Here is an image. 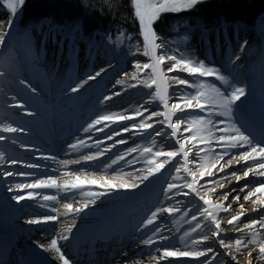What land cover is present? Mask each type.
Here are the masks:
<instances>
[{
  "label": "snow or ice",
  "instance_id": "snow-or-ice-1",
  "mask_svg": "<svg viewBox=\"0 0 264 264\" xmlns=\"http://www.w3.org/2000/svg\"><path fill=\"white\" fill-rule=\"evenodd\" d=\"M105 2L107 3V0ZM130 2L139 32V37L134 43L131 36L126 37L129 44L125 54L134 57L131 65L134 71L130 79L135 83L130 86L146 90L148 100L137 107L131 115L97 114L84 131H102V128L97 126L108 127L112 123L128 121L132 129L138 130L144 136L153 137L147 146L127 150L128 153L139 152L145 167L135 176L121 173L108 177L65 172L63 174L65 179L62 181L51 175L39 179L33 177L31 183L14 185L16 194L13 199L18 202L34 199L36 189L55 188L68 192L85 184L99 185L103 191L89 193L90 199L85 200L80 206H74L72 203L63 204L65 215H79L90 204H95L99 197L108 193L119 194L118 190H139L142 184L147 188L153 181L159 180L164 174L162 170H166L170 179H166L160 189V195L164 199L160 200L158 197L153 208L133 226L132 235L138 237L133 243L141 250L130 255L124 251L126 246L122 244L114 251L112 260L124 261L125 264L128 261H132V264H142L140 260H133V256L144 255L142 249L147 248L150 250L149 264H175L170 258L177 257H191L193 264H201V259L203 264H217L221 256L227 259V264H239L238 257L245 251L248 257L246 264H253V251L257 249L258 259L264 261V107L258 121L243 114L237 118L233 114L234 108H239L247 100L246 87L238 78L241 56L235 52L228 56L227 62L232 66V72L225 75L220 68L206 63L207 57L199 59L191 51L189 40L195 29L186 30L181 42L173 41V48H169L165 38L157 32L155 25L164 15L194 10L206 0H130ZM24 3L25 0H6L12 18L8 20L6 27H0V47L7 46L6 38L11 35L18 8L22 10ZM80 27L79 21L73 23L75 31H79ZM207 30V25L201 27L202 32ZM123 35L121 32L120 36ZM247 43L244 41L240 45L241 51H244ZM135 57L143 58L147 62L142 63ZM259 71L261 78L264 79V55L259 62ZM101 73L106 74V70L101 68L94 74H89L86 80H81L76 87H72L71 92L79 93L88 81H95ZM8 75V71L0 70V80H4ZM125 76L128 74L125 73ZM209 77L218 81L219 85L216 82H208ZM18 83L26 90L29 98H19V94L13 96L11 99L15 103L9 105V109H15L24 116L34 118L38 112L33 110L31 100L38 98L40 93L26 79L19 80ZM104 100L109 101L111 97L105 96ZM237 101H240V105L236 104ZM136 117H139L138 123ZM250 119L251 123L248 122ZM121 128L124 132L130 131L129 127L123 124ZM25 132V127L21 125L2 122L0 142L7 143L13 135ZM156 138L164 140L165 145H158ZM12 143H17V140H12ZM117 143L124 141L119 140ZM96 144L99 145L100 141H96ZM84 146L83 140H76L69 144L68 148L75 150ZM20 147L27 148L23 143ZM103 155L104 152L97 151L81 155V160L95 161ZM122 159L123 156H118L112 163L115 164L117 160ZM249 162L252 166H249ZM20 163L19 159L6 151H0V164ZM61 163L67 165L79 161ZM234 165H240L245 170L234 171ZM25 167L37 169L40 165L26 164ZM225 169L230 173L231 179L237 182L231 190L225 187V177L222 176L219 180L215 178L217 173H223ZM2 175L29 177L33 176V173L18 169L15 172L5 170ZM13 190L12 187L8 188V191ZM180 197L188 203L181 205L178 199ZM57 199V196H43L44 201ZM192 199L197 201L195 208L188 207ZM172 201H175V204ZM246 204L251 207H246ZM52 211L59 210L53 208ZM165 214L184 217L188 229L183 232L180 239L190 241L191 247L187 243L183 249L168 246L169 236L165 235L158 223ZM58 220L57 215H42L28 220L27 223L47 225ZM74 227L75 224L67 225L63 233L52 238L47 245L39 244L38 247L55 253L59 264H75L60 244L61 240L69 241ZM229 229L238 238L231 239ZM217 248L221 251L218 252ZM151 250H154V254H151Z\"/></svg>",
  "mask_w": 264,
  "mask_h": 264
},
{
  "label": "bare ground",
  "instance_id": "bare-ground-1",
  "mask_svg": "<svg viewBox=\"0 0 264 264\" xmlns=\"http://www.w3.org/2000/svg\"><path fill=\"white\" fill-rule=\"evenodd\" d=\"M9 19H11V17L8 14L0 12V27H6ZM8 38L9 36L6 38V43ZM3 49L4 47H0V70L8 71L9 75L4 80H0V123L14 122L17 125L22 123L21 121L24 119V115L21 112H18L15 109H9V105L15 103V101L11 99L13 96L19 94V98H29L26 95V90L18 83L19 80L26 79L33 87L38 89V92L40 93L39 97L33 98L31 102L41 108L43 113L48 109L53 112L54 109H52L51 106H53V103H57V101H59V103L56 105L57 115L54 117V124H49L47 126L44 123L35 121L38 126H36L34 130L30 132L26 131L23 134H15L7 143L0 142V151H6L15 158L18 157L20 161H22L20 165H23V167H20L19 165L11 167V165L3 164L4 166L1 167L3 168V171L8 170L15 172L18 169H23L24 171L33 173V176L29 177L15 175L12 177H4L0 174V185L6 182L11 184L12 187L15 183H31L33 177L39 179L48 176L47 174L38 176L35 171L49 168L60 171V175L57 177L60 181L65 179L63 175L65 172L80 173L77 169H81V167L84 170V173L89 175L95 174L97 176L103 175L111 177V175H109L110 165H105L101 169H99L98 166L104 160L103 158H105L114 148L105 145L103 148H99L100 151L104 152V155L100 156L95 161H83L81 160V155L90 154L89 152L94 149L89 142H93L95 138L104 134L111 126L116 125L117 127L111 136H107V138L105 137L101 140V144L123 136H125V138L137 137L138 133L131 129V127H129V132H124L122 130L121 124L125 125L127 121L112 123L109 124L108 127H103V125L97 126L102 128V131L89 130L88 132H85L84 129L87 128V125L91 120L87 121L83 124L82 130L75 135L74 141L72 142L74 143L76 140H83L85 146L75 150L69 149L68 146H65L67 149L64 152V157L69 159L60 161L56 156L61 155V153H58L60 147H64L66 140L71 138L73 134V126L68 129L65 128L68 127L65 123L63 124L65 127L61 129L53 126L58 124L61 116L59 125L68 121L70 116L69 112L72 111L73 108H71L68 113H65L64 109L68 106L70 107L78 97L82 98L81 101L84 102V107H86L84 110L86 111L85 113L80 114V116H77V119L81 120L83 115L86 118L89 114V107L92 106L89 93L92 90L93 85H96L98 82L103 83L102 81H107L111 85V90L108 94V96L111 97V100L106 101L105 107H112L113 109L111 113H124L131 115L137 105H143L145 101H147L146 99L144 100L139 87L133 88L130 86L134 83L130 79L134 68L132 67L127 73L128 76H125L124 79H116L115 74L117 73V70L100 61L93 63L88 55L87 48L81 50L76 47L71 50V48L65 45L61 40L54 37L46 38L41 34L36 37L30 48L21 49L18 47V49H16L11 47L8 51H3ZM239 54L242 57L244 73L247 74L252 58L245 53V50L241 51ZM138 59H140V62L142 63L147 62L143 58L139 57ZM101 68L106 70V74L101 73V76L97 77L95 81H88V83L80 89L79 93L71 92V88L67 91V87H70V83L74 82L75 84L71 85L72 87H76L81 80H86L89 74H94L95 71H99ZM117 81H122V83L118 84ZM63 91H65V93H63L62 97L59 99L58 97ZM105 112L107 111L102 110L99 114ZM41 134L42 137H46L49 141H45L41 138ZM108 137H111V139H108ZM12 140H17V143H12ZM29 142L34 143L37 148L41 147L43 153H41V155L32 154L37 152V148L27 149L20 147L21 143L28 144ZM93 145H95V143ZM62 161H79V163H69L64 165L61 163ZM24 162L26 164H39L40 167L37 169H28L25 167L26 164H24ZM237 166L238 165H235V167H233L234 171L243 172L245 170ZM249 166H252L250 162ZM162 171L164 172L165 170ZM118 174L121 173L115 175ZM126 175L135 176L137 174L130 172ZM222 176L226 178L225 186H231L229 190H231L232 186L237 184L235 180L231 179V175L227 169H225L223 173H217L215 178L219 180ZM155 184L156 183L149 185L147 188L142 184L140 189L136 191L118 190L119 194L108 193L105 196L99 197L95 204H90L89 207L84 209L79 215H65L62 207L63 204L72 203L74 206H80L85 200L90 199L88 195L89 193L103 191L99 185L85 184L79 189L70 190L68 192L57 190L55 188V191H53V188L36 189L34 199H25L19 202L13 199V196L16 194L15 188L12 187L14 189L13 191H8L7 188L5 191L0 192V205L11 217L14 218L17 216L16 221L12 220L11 222L7 220L9 224H13L17 228H21L24 225V223H18V214L21 213L22 210L31 209L32 207H35V209H33L35 212H38L41 209L39 212H42L43 215L59 216L58 222H49V224L43 225L45 231L43 234H39L42 239L39 241V244L47 245L52 238L63 233L64 228L67 225L75 224V227L70 234L69 241H60L66 254H72V252L84 253V251L88 252V250L93 251V248L89 246L94 243L95 248L99 249V252L103 254V249L101 248L113 245L115 242L122 244V240H127L126 243L123 244L126 246L124 251L131 255L134 251L141 250L137 248L135 243H133V241L138 238L136 235H132L133 226L145 216L149 209L153 208L158 197L161 200L159 190L154 187ZM115 191L117 190H114V192ZM53 193H55V195ZM45 195L57 196L58 199L56 202L44 201L43 196ZM241 202H243V200H241ZM172 203L175 204V201H172ZM181 205H184V202L181 201ZM246 207L251 206L246 204ZM53 208L58 209L59 211L53 212ZM46 210L49 211L50 214L45 212ZM4 211L3 214L5 213ZM119 213L122 214V216H119ZM158 223L165 235L169 236V247L183 249L185 243L191 247L190 241H181L180 239L183 232L188 229V223H185L183 216H167L165 214ZM52 227H54V229H51ZM51 231H53L52 234H50ZM228 232L229 234L232 233V231ZM39 244L34 245L38 246ZM77 245L79 248L76 247ZM213 247H215V245H213ZM40 250H42L48 257L55 255L53 252L45 251L44 249ZM142 251L144 255L133 256V260H140L142 261V264H149L150 250L144 248ZM217 251L219 252L221 250L217 248ZM151 254H154V250H151ZM247 258V252L245 251L238 257L240 264H246ZM170 259H172L175 264H193V258L191 257H177ZM252 259L253 264H264V261L258 259V249L253 251ZM52 260L55 263H58L56 258L53 257ZM107 264H125V262L114 260ZM127 264H132V261H128ZM201 264H203L202 259Z\"/></svg>",
  "mask_w": 264,
  "mask_h": 264
},
{
  "label": "rangeland",
  "instance_id": "rangeland-1",
  "mask_svg": "<svg viewBox=\"0 0 264 264\" xmlns=\"http://www.w3.org/2000/svg\"><path fill=\"white\" fill-rule=\"evenodd\" d=\"M0 12H3L4 14H8L12 18L11 11H10V9L7 8L6 2L4 3V8H0ZM21 14L22 13H21L20 9L18 8V14L15 17V22H14L13 27L11 29V35L9 36V38L7 40V43H6L7 46L4 47L3 51H8L11 49V47L18 49L17 43L15 41L13 34L15 33V29H16L19 21H20ZM197 25H200V23L195 24L190 30H187V31H192L193 29H195V31L192 32V35H191L190 40H189V43L191 46V51L194 53L195 56L199 57V59H205V57H207L206 63H209L210 65L215 66L217 68H220V70L222 72H224L225 75H228L230 72H232V66L230 64H228V62H227L228 56L231 55L233 52H235L237 55H240L239 54L241 52L240 45H242L244 43V41L248 42L247 45L245 46L244 50H245L246 54L251 56L250 58H252V62L250 63V65L248 67L247 76H245L244 68H243V64H242V57H241V60L239 62V69L240 70L238 72V78L243 82V85L246 87V93L251 91L253 96L256 97L255 104L254 103H245V107H246L245 110L246 111H243V113L246 117H250V118H253L256 121H258L259 115H260V112H259L260 108L259 107H261V109H262V107H264V79L261 78L260 71H259V62H260L261 56L264 55V13L259 17V20L255 26H252V25L250 26V25L242 23V22L230 23V24H228V26L226 28H222L219 30H214V28H209L207 31L202 32L201 31L202 26L200 25L201 27H197ZM38 34H42L43 36H47L45 32L35 33V35H34L35 38L38 36ZM75 34H76L75 37L78 34L80 35V40H78L79 36H77L76 38L69 39L66 37L67 35L66 36L64 35L66 38H64V40H63L61 33L58 31L56 32V34H53V35L57 36V37H61V38H57V37L56 38L59 40H62L65 44H69V45L73 44L74 43L73 40L77 39L79 42V45H80L79 47L81 50L85 49V47L87 48L88 55L91 58L93 63L100 61V62H102L108 66L110 65L113 69L117 70V73L115 74L116 79L117 78L124 79L125 73H128L132 69L131 65H132V61L134 59V57L132 55H127V57L124 59H115L114 60L113 57H111L109 55L108 51L100 50L99 52L98 51L95 52L96 49L94 47L91 49V48H88L87 46H85V44L81 45L80 42H81V39H83V36L81 35V31H77ZM53 35H51V36H53ZM182 40H183V37L182 38H174V39L171 38V39H167V40L165 39V42L169 48H173L174 47L173 41L179 43ZM31 44H29L26 48H30ZM24 45H25V43H24ZM133 51H134V49H133ZM141 51H142V47H141ZM135 58H139V57H135ZM250 72L254 73L253 74L254 77H252V78L249 77V74H251ZM247 78H249V79H247ZM207 80H208V82H216L219 85V82L214 81V78H212V77L207 78ZM102 82H103L102 86L100 85L99 82L93 86V90H92L93 91L92 92L93 98L92 99H93V103H95V109L89 115L90 119L95 118V116L97 114L101 113L102 110L107 111L105 113H111V111L113 109L112 107L106 108L105 107V100H104V97L108 96L109 91L111 90V85L107 81H105V82L102 81ZM225 87H226V85H225ZM252 90H255V92ZM140 91H141L140 93L144 97V100L145 99L148 100V96L145 95L146 90L141 89ZM181 91H183V89H181ZM238 103L239 102L237 101L236 104L238 105ZM258 104H259V106H258ZM139 106L140 105H137L135 107L134 111ZM153 110H156V109H153ZM246 113H247V115H246ZM233 114L237 118H239L242 115L239 108H234ZM37 116H40V115H37ZM37 116L34 117V119H36V118L38 119ZM220 118L226 119V117H220ZM31 119H33V117H27V116L24 117V120L22 121L21 126L24 127V125H26V123H28V121H30ZM42 119L45 121V123L49 122V120L45 116H43ZM135 119L138 123L139 117H136ZM125 126L131 127V124L127 121L125 123ZM115 127H117V126L115 125V126L109 127L108 130L104 134L100 135L98 138H95L93 141L95 143V145H93L94 144L93 142H89V144H92V148L94 149V150H91L89 153L91 154V153L100 151V149L103 148L104 145L105 146H111L114 149L120 147V149L115 152V155H113V157L109 161H108V158H104V160L98 166L99 169L103 168L105 165L106 166L110 165L109 175H111V176L115 175L117 173L127 174L130 172L137 174V175L140 174V172H142V171H139V170H142L145 167L144 163L141 160V154L139 152L128 153L127 150L130 148H136L137 146H141V147L147 146L149 144V142L153 139V137L152 136H144L138 130L133 129L136 133H138L137 137L125 138V136H123V137L114 138L113 140H110L109 142L107 141L104 144L100 143L101 145L96 144V141L101 142V140H103V138H105V137L107 138V136H111L116 129ZM26 131L30 132V131H32V129L27 128ZM119 140H123L124 143H117V141H119ZM156 142L158 145H165V143H166L164 140H161L160 138H156ZM25 145L28 148H30V147H32L33 149L37 148V147L30 146L29 144H25ZM37 150H39V149L37 148ZM217 151H218V149H217ZM35 154H37V152H35ZM11 156H13V155H11ZM118 156H123L124 159L117 160L116 163L113 164L112 161L116 160V158ZM17 159H19V158L17 157ZM66 159H69V158H66ZM62 160H63V158H62ZM1 165L3 167V164H1ZM8 165H10V164H8ZM13 166L14 165H11V167H13ZM19 166H22V165H19ZM233 167H235V165ZM237 167L244 169L240 165H238ZM77 170L80 171V173H82V171L84 173V170L82 169V167H81V169L78 168ZM163 173L164 174L162 176H160L159 180H155L152 183V184L156 183L159 192H160L161 186L164 183V181L166 179H170L168 171L165 170ZM56 175L58 177L60 175V173L56 172ZM158 183L160 185H158ZM4 185H8V187H10L11 184L9 185V184L5 183ZM14 185H12V187H14ZM1 187H3V186L0 185V188ZM4 187H7V186H4ZM225 187L230 189L231 186H225ZM133 191H136V190H133ZM163 199H164V197L161 195V200H163ZM178 199H180V201L184 202V204L188 203V201H186L182 197H180ZM196 206H197V201L195 199H192L191 203L188 204L189 208H195ZM178 216H180V215H178ZM223 218H226V217H223ZM188 220L190 221V217L188 218ZM245 222H247V221H245ZM228 231H232V230L229 229ZM229 235H230V238L233 240L238 238L233 233H230ZM194 238H195V236H194ZM217 264H227V259L225 257L221 256L220 259L217 261ZM239 264H240V262H239Z\"/></svg>",
  "mask_w": 264,
  "mask_h": 264
},
{
  "label": "trees",
  "instance_id": "trees-1",
  "mask_svg": "<svg viewBox=\"0 0 264 264\" xmlns=\"http://www.w3.org/2000/svg\"><path fill=\"white\" fill-rule=\"evenodd\" d=\"M5 2L0 0V8ZM263 13L264 0H206L194 10L164 15L155 27L167 40L182 38L198 23L214 30L239 22L255 26ZM75 21L81 24L83 39L91 45L96 43L98 50L108 51L113 59L127 57L126 37L131 36L133 43L139 37L130 0H25L18 27L21 35L29 36L38 27L73 35L77 32L73 29Z\"/></svg>",
  "mask_w": 264,
  "mask_h": 264
},
{
  "label": "water",
  "instance_id": "water-1",
  "mask_svg": "<svg viewBox=\"0 0 264 264\" xmlns=\"http://www.w3.org/2000/svg\"><path fill=\"white\" fill-rule=\"evenodd\" d=\"M20 11H21V9H20Z\"/></svg>",
  "mask_w": 264,
  "mask_h": 264
}]
</instances>
